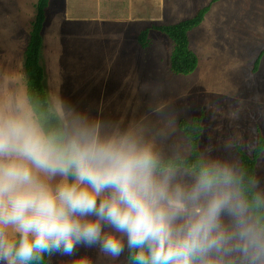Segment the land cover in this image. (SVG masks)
Instances as JSON below:
<instances>
[{
    "label": "rangeland",
    "instance_id": "1",
    "mask_svg": "<svg viewBox=\"0 0 264 264\" xmlns=\"http://www.w3.org/2000/svg\"><path fill=\"white\" fill-rule=\"evenodd\" d=\"M210 2L50 0L40 61L51 104L66 129L78 120L96 126L101 136L136 129L162 160L184 158L190 144L179 121L203 115L200 148L206 162L227 163L237 174L238 148L252 154L260 132L264 134V54L254 70L264 51V0H219L211 6L189 33L199 59L190 75L171 70L174 43L166 34L152 30L148 47L138 44L145 27L178 23ZM37 3L0 0V112L6 114L33 112L24 60ZM115 72L118 79L110 75ZM175 173L177 182L189 186L196 177L185 169ZM255 184L264 196V152ZM248 217L264 237L250 210ZM222 221L230 233L236 230L232 217L225 215ZM236 244L233 240L212 253L211 264H253L257 250L250 247L245 253ZM127 256L126 251L113 258L98 246H81L71 256L51 255L47 264H131ZM255 264H264V254Z\"/></svg>",
    "mask_w": 264,
    "mask_h": 264
},
{
    "label": "clouds",
    "instance_id": "2",
    "mask_svg": "<svg viewBox=\"0 0 264 264\" xmlns=\"http://www.w3.org/2000/svg\"><path fill=\"white\" fill-rule=\"evenodd\" d=\"M162 163L136 129L101 136L78 120L45 130L32 111L0 112V261L32 264L98 246L113 258L127 251L131 264H211L236 240L245 253L257 250L255 264L264 237L249 223L234 167L201 162L189 186Z\"/></svg>",
    "mask_w": 264,
    "mask_h": 264
},
{
    "label": "trees",
    "instance_id": "3",
    "mask_svg": "<svg viewBox=\"0 0 264 264\" xmlns=\"http://www.w3.org/2000/svg\"><path fill=\"white\" fill-rule=\"evenodd\" d=\"M218 1L211 0L209 4L200 8L194 16L178 23L145 27L139 34V44L143 48L148 47L150 44L149 34L152 30H158L166 34L174 43L171 70L179 75L192 74L198 67L199 59L190 47L189 33L203 22L211 6ZM49 3L50 0H38L36 16L32 23L25 50L24 68L27 75V97L35 117L44 126L45 130L66 129L60 115L51 104L49 90L46 87L45 69L40 61L44 42L43 30ZM263 54L264 51H261L255 63L257 68H254V70L259 68V62ZM202 121L203 115L196 116L192 120L181 119L179 121V129L185 134L190 144V154L184 158H165L162 160V167H171L174 170L185 169L195 175L197 174L201 162H206L200 148L203 134ZM238 150L241 158V167L237 172V176L242 177L240 187L243 192V198L248 203L249 210L254 216L258 228L264 232V196L255 184L256 167L261 154L264 152V134L260 132L252 154H248L240 147ZM257 197L261 199L259 206L255 203ZM50 257L51 255L45 254L43 260L33 261L32 264H47ZM127 257L130 261L129 253Z\"/></svg>",
    "mask_w": 264,
    "mask_h": 264
},
{
    "label": "crops",
    "instance_id": "4",
    "mask_svg": "<svg viewBox=\"0 0 264 264\" xmlns=\"http://www.w3.org/2000/svg\"><path fill=\"white\" fill-rule=\"evenodd\" d=\"M123 0H119V3H121ZM139 44V43H138ZM140 45V44H139ZM114 79H118V77H116V72L110 74ZM121 79H123V77H121Z\"/></svg>",
    "mask_w": 264,
    "mask_h": 264
}]
</instances>
